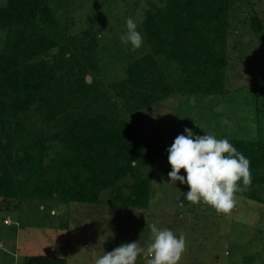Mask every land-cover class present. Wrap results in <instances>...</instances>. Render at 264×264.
Returning a JSON list of instances; mask_svg holds the SVG:
<instances>
[{
	"label": "trees",
	"instance_id": "trees-1",
	"mask_svg": "<svg viewBox=\"0 0 264 264\" xmlns=\"http://www.w3.org/2000/svg\"><path fill=\"white\" fill-rule=\"evenodd\" d=\"M146 4L138 24L146 51L125 66V77L115 88L118 99L113 101L85 82L88 72L95 70L99 38L94 27L74 39L68 34L69 19L60 23L51 0H4L0 5L3 202L146 210L156 152L122 118L174 92L158 58L177 65L184 76V90L190 94L226 95L229 15L235 5H246L252 12L249 26L257 41L245 54L264 61L262 10L257 1L159 0ZM55 49L53 60H46ZM239 54L243 56L242 51ZM257 63L254 79L264 69L262 62ZM115 101L123 103L122 112L116 111ZM261 105L256 111L264 114ZM229 142L250 160L251 188L237 196L264 205L259 196L264 192V141ZM21 264L66 261L32 255Z\"/></svg>",
	"mask_w": 264,
	"mask_h": 264
},
{
	"label": "rangeland",
	"instance_id": "rangeland-1",
	"mask_svg": "<svg viewBox=\"0 0 264 264\" xmlns=\"http://www.w3.org/2000/svg\"><path fill=\"white\" fill-rule=\"evenodd\" d=\"M149 1L159 2L51 0L60 23L69 19L68 34L73 38H82L84 30L94 27L99 39L95 70L88 72V84L96 86V91L111 101L118 99L114 96L115 88L125 77L127 63L146 51L144 39L139 49L132 50L130 44L121 42L120 36L126 32L127 18L141 19ZM251 1L260 3L264 29V0ZM0 5H4V0H0ZM251 13L246 5H235L230 11L226 95L190 94L184 90V76L177 65L158 58L165 76L174 84V92L159 103L122 118L156 152L150 169L148 208L132 210L0 199V264H21L24 257L32 255L63 258L66 264H93L95 257L123 243L138 241L141 247H147L151 243L147 225L153 222L173 231L177 237L185 235L187 249L179 264H264V205L237 196L236 207L229 214L218 213L206 204L187 202L184 199V193L189 191L187 185L179 181L170 183L168 177L172 169L167 149L178 135L186 134V127L196 135L210 134L229 141H264V114L256 111L264 104V69L253 78L257 72L253 67L264 61L245 54L257 41L249 26ZM2 45L0 40V51ZM55 55L56 49L46 60L52 61ZM122 105L121 101L116 102V111L122 112ZM180 174L186 175L183 170ZM259 196L264 199V192L260 191ZM136 264L146 261L141 256Z\"/></svg>",
	"mask_w": 264,
	"mask_h": 264
},
{
	"label": "clouds",
	"instance_id": "clouds-1",
	"mask_svg": "<svg viewBox=\"0 0 264 264\" xmlns=\"http://www.w3.org/2000/svg\"><path fill=\"white\" fill-rule=\"evenodd\" d=\"M138 21L126 20V32L120 40L131 45L132 50L139 49L143 37L138 31ZM178 135L167 149L168 173L170 183L187 185L189 191L184 199L191 204L203 203L218 213L229 214L237 204V193L250 190L252 174L250 160L237 150L227 138L215 135H196L189 128ZM136 160H132L135 165ZM183 170L186 175H181ZM151 232V243L141 247L138 241L123 243L111 252L95 257L93 264H136L143 257L146 264H179L186 252L187 243L184 234L177 237L168 228H161L158 222L147 225Z\"/></svg>",
	"mask_w": 264,
	"mask_h": 264
},
{
	"label": "water",
	"instance_id": "water-1",
	"mask_svg": "<svg viewBox=\"0 0 264 264\" xmlns=\"http://www.w3.org/2000/svg\"><path fill=\"white\" fill-rule=\"evenodd\" d=\"M85 82L86 83H89L90 82V77L88 75L85 77Z\"/></svg>",
	"mask_w": 264,
	"mask_h": 264
}]
</instances>
